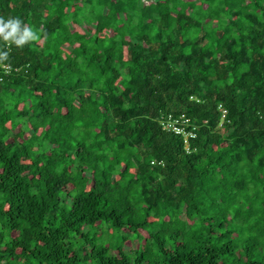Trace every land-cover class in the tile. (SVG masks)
Segmentation results:
<instances>
[{
	"label": "trees",
	"instance_id": "obj_1",
	"mask_svg": "<svg viewBox=\"0 0 264 264\" xmlns=\"http://www.w3.org/2000/svg\"><path fill=\"white\" fill-rule=\"evenodd\" d=\"M0 17L40 37L0 40V264H264V0ZM181 114L191 153L161 127Z\"/></svg>",
	"mask_w": 264,
	"mask_h": 264
},
{
	"label": "clouds",
	"instance_id": "obj_2",
	"mask_svg": "<svg viewBox=\"0 0 264 264\" xmlns=\"http://www.w3.org/2000/svg\"><path fill=\"white\" fill-rule=\"evenodd\" d=\"M39 35L28 25L24 24L19 17H0V40L8 44L22 48L32 41L38 40ZM7 51H0V63L8 58Z\"/></svg>",
	"mask_w": 264,
	"mask_h": 264
},
{
	"label": "built area",
	"instance_id": "obj_3",
	"mask_svg": "<svg viewBox=\"0 0 264 264\" xmlns=\"http://www.w3.org/2000/svg\"><path fill=\"white\" fill-rule=\"evenodd\" d=\"M6 70L9 71V67H6ZM222 112V117L225 120L227 116V111L220 107ZM161 127L163 131L173 133L176 136H179L183 140V146L187 153L193 152L192 143L197 139V126H195L192 120L185 114L179 116L167 115L161 118Z\"/></svg>",
	"mask_w": 264,
	"mask_h": 264
},
{
	"label": "rangeland",
	"instance_id": "obj_4",
	"mask_svg": "<svg viewBox=\"0 0 264 264\" xmlns=\"http://www.w3.org/2000/svg\"><path fill=\"white\" fill-rule=\"evenodd\" d=\"M139 246L138 241H136L135 239H130L129 242H127L126 244V249H137Z\"/></svg>",
	"mask_w": 264,
	"mask_h": 264
}]
</instances>
